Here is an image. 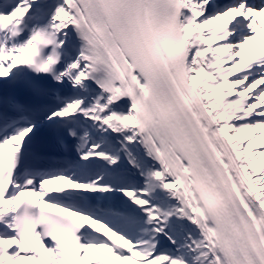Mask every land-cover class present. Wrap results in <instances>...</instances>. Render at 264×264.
Returning <instances> with one entry per match:
<instances>
[{"label":"snow or ice","instance_id":"obj_1","mask_svg":"<svg viewBox=\"0 0 264 264\" xmlns=\"http://www.w3.org/2000/svg\"><path fill=\"white\" fill-rule=\"evenodd\" d=\"M261 141L264 0H0V264H264Z\"/></svg>","mask_w":264,"mask_h":264},{"label":"bare ground","instance_id":"obj_2","mask_svg":"<svg viewBox=\"0 0 264 264\" xmlns=\"http://www.w3.org/2000/svg\"><path fill=\"white\" fill-rule=\"evenodd\" d=\"M256 43H257V41H256L255 44L252 46V48H251L252 51H255V50H256V47H255V46H256ZM257 44H258V43H257Z\"/></svg>","mask_w":264,"mask_h":264},{"label":"rangeland","instance_id":"obj_3","mask_svg":"<svg viewBox=\"0 0 264 264\" xmlns=\"http://www.w3.org/2000/svg\"><path fill=\"white\" fill-rule=\"evenodd\" d=\"M262 143H264V141H261Z\"/></svg>","mask_w":264,"mask_h":264}]
</instances>
